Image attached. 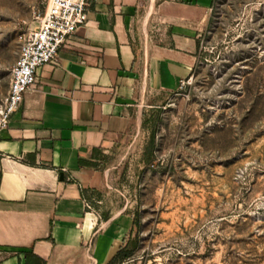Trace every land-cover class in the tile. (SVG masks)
<instances>
[{"label":"crops","instance_id":"0c3cea01","mask_svg":"<svg viewBox=\"0 0 264 264\" xmlns=\"http://www.w3.org/2000/svg\"><path fill=\"white\" fill-rule=\"evenodd\" d=\"M215 2L89 0L87 25L0 130V264H24L30 250L46 264H110L136 212L107 203L105 166L191 76ZM83 189L99 195L100 218Z\"/></svg>","mask_w":264,"mask_h":264},{"label":"rangeland","instance_id":"374dc122","mask_svg":"<svg viewBox=\"0 0 264 264\" xmlns=\"http://www.w3.org/2000/svg\"><path fill=\"white\" fill-rule=\"evenodd\" d=\"M46 5L0 0V106ZM145 117L105 166L107 203L136 212L125 264H264V0H216L191 76Z\"/></svg>","mask_w":264,"mask_h":264},{"label":"built area","instance_id":"2783aa9c","mask_svg":"<svg viewBox=\"0 0 264 264\" xmlns=\"http://www.w3.org/2000/svg\"><path fill=\"white\" fill-rule=\"evenodd\" d=\"M88 6L89 0H47L38 27L22 40L19 58L11 70L9 91L0 106V130L7 128L19 111L25 95L36 84L39 70L57 61L69 38L87 25ZM85 202L86 209L100 218L94 206Z\"/></svg>","mask_w":264,"mask_h":264},{"label":"trees","instance_id":"16d2710c","mask_svg":"<svg viewBox=\"0 0 264 264\" xmlns=\"http://www.w3.org/2000/svg\"><path fill=\"white\" fill-rule=\"evenodd\" d=\"M199 46H200V41L198 42V48ZM152 138L154 139V134ZM153 139L151 141L152 144L150 145V148H153V143H154ZM80 164L82 166H93V167L98 166L97 164H94L92 162H85L83 160L80 162ZM82 194L86 201L90 202L96 208L99 207L97 203L98 201L97 198H99V195L97 194V192L89 189L88 190L83 189ZM135 226H136V219H135ZM130 237L128 238L126 243L120 248L117 254L113 257L110 264H125L133 257L135 250L138 248V241L137 240L132 241ZM24 256H25L24 264H46V261L40 256H38L33 250L25 251Z\"/></svg>","mask_w":264,"mask_h":264}]
</instances>
